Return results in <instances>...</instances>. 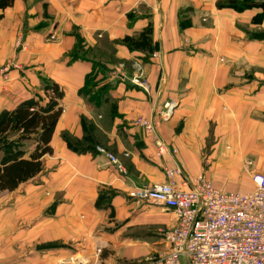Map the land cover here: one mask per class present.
Instances as JSON below:
<instances>
[{"label": "crops", "instance_id": "obj_1", "mask_svg": "<svg viewBox=\"0 0 264 264\" xmlns=\"http://www.w3.org/2000/svg\"><path fill=\"white\" fill-rule=\"evenodd\" d=\"M135 7L150 16L132 20ZM6 63L0 113L39 96L44 105L46 80L63 97L43 169L0 192L5 251L38 239L63 243L40 264H160L176 216L129 198L131 186L177 169L178 182L203 174L246 193L264 173V0H14L0 9ZM140 74L149 90L133 82ZM139 118L156 125L165 153ZM34 147L22 141L25 157Z\"/></svg>", "mask_w": 264, "mask_h": 264}, {"label": "built area", "instance_id": "obj_2", "mask_svg": "<svg viewBox=\"0 0 264 264\" xmlns=\"http://www.w3.org/2000/svg\"><path fill=\"white\" fill-rule=\"evenodd\" d=\"M10 66L0 67L3 78ZM138 78L133 82L144 88ZM166 107L162 117L169 114V103ZM136 124L151 133L159 154L166 152L151 120L139 118ZM96 149L121 170L113 154ZM177 174V169L166 170L167 181L133 185L127 191L129 198L157 203L176 216L175 226L164 232L168 247L160 264H264V173L252 175L255 188L246 193L217 188L203 174L178 182Z\"/></svg>", "mask_w": 264, "mask_h": 264}, {"label": "trees", "instance_id": "obj_3", "mask_svg": "<svg viewBox=\"0 0 264 264\" xmlns=\"http://www.w3.org/2000/svg\"><path fill=\"white\" fill-rule=\"evenodd\" d=\"M13 1L0 0V9L11 6ZM42 90L44 105L40 104L43 97L39 96L0 113V192L13 190L34 177L43 169L41 158L52 153L50 140L62 112L59 101L63 91L50 80L43 82ZM32 138L35 139L34 150L25 157L22 141ZM64 138L67 140L66 136Z\"/></svg>", "mask_w": 264, "mask_h": 264}, {"label": "rangeland", "instance_id": "obj_4", "mask_svg": "<svg viewBox=\"0 0 264 264\" xmlns=\"http://www.w3.org/2000/svg\"><path fill=\"white\" fill-rule=\"evenodd\" d=\"M147 13H149L147 16H150L151 13L149 11V8L135 7L133 13H130L129 16L133 20V19H137L139 15L143 16V14H147ZM53 37H54L53 35L49 36L50 39H54ZM137 39H141V37L132 38V41L134 42V40H137ZM19 43H20L19 41L16 42V44H19ZM151 53L152 52H150L149 54L151 58L157 57V54H154V53L151 54ZM109 61H111L110 58H109ZM7 64L9 65L10 63H6L5 65ZM118 69L119 70L122 69V66H118ZM137 80L140 81V83L144 85L145 90L150 89L149 83L144 74L143 75L140 74ZM169 105L170 107L168 108V110L172 109L174 105H176V102L172 101L169 103ZM165 110H167V107ZM170 111H169V114H170ZM143 120H146V119H143ZM8 239L10 238L4 237L3 240H0V249H1L0 250V264H40V260H43L44 255L47 256V261L50 262L54 260V257L56 255V253L53 252L54 249L63 244L60 241H47L46 243H42V242H38L37 241L38 239L36 241L35 239H32V242L29 245H27V244H24L22 242V238H20V240L14 243V245L10 247L8 251H5L4 249L10 246ZM97 251L99 252V250ZM145 262L146 261L144 262L140 261L137 264H144ZM58 264H63V262L58 263Z\"/></svg>", "mask_w": 264, "mask_h": 264}]
</instances>
